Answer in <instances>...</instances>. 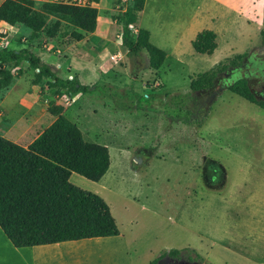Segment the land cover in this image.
<instances>
[{
    "label": "rangeland",
    "instance_id": "1",
    "mask_svg": "<svg viewBox=\"0 0 264 264\" xmlns=\"http://www.w3.org/2000/svg\"><path fill=\"white\" fill-rule=\"evenodd\" d=\"M34 1L36 7L45 1L89 2ZM238 4L259 14L261 1L255 7L248 0ZM131 5L132 0L97 5L99 28L92 37L97 55L90 63L98 68L86 80L78 77L88 90L59 97L50 80L36 82V70L24 65L21 76L0 91V136L29 144L54 121L49 112L54 103L85 141L109 151L110 167L99 182L75 173L69 182L106 202L119 236L70 242L42 255L38 264H149L164 252L186 248L197 263L264 264V110L226 89L245 78L264 100V50L233 52L224 42L226 37L243 45L238 33L253 28H231L230 15L209 0H147L133 27L148 30L168 53L156 73L147 67L144 51L129 59L119 42V17ZM209 15L219 16L214 27L221 35L211 58L196 55L181 37L193 21L206 26ZM70 30L64 25L51 39L0 22V47L26 49L49 63L53 51L76 43ZM104 33L108 40L99 43ZM251 39L261 44L259 34ZM241 54L248 57L231 80L225 72L212 91L190 93L192 78ZM57 73L62 79L73 76L67 67ZM176 96L183 102L175 103Z\"/></svg>",
    "mask_w": 264,
    "mask_h": 264
},
{
    "label": "trees",
    "instance_id": "2",
    "mask_svg": "<svg viewBox=\"0 0 264 264\" xmlns=\"http://www.w3.org/2000/svg\"><path fill=\"white\" fill-rule=\"evenodd\" d=\"M100 1L90 0L86 4L45 1L36 7L34 0H3L0 22L20 25L33 36L43 33L51 39L66 25L71 28L69 38L79 42L96 31L98 9L95 5ZM145 2L132 0V5L120 15V39L127 58L132 59L144 51L147 67L156 71L162 66L166 53L151 44L149 31L133 27ZM215 39L212 31L203 30L191 45L196 53L211 55L217 47ZM260 42L264 50V29L260 32ZM247 57V54L235 55L196 75L190 80V93L212 91L220 75L231 68H241ZM24 65L36 70V82L50 80L59 97L88 90L76 77H58L52 64L26 49L0 47V91L21 76ZM226 89L264 109V100L255 97L247 79L234 80ZM176 100L183 102L181 96L175 97V103ZM62 111V107L50 104L49 112L55 117L54 121L27 147L0 136V229L15 248L119 235L106 202L69 182L72 173L99 182L110 167L108 148L85 141L77 125L61 115ZM188 117L186 111L185 118ZM190 252L193 250L188 248L171 249L149 264H156L166 255L175 261L196 262ZM196 257L198 260L199 256Z\"/></svg>",
    "mask_w": 264,
    "mask_h": 264
},
{
    "label": "crops",
    "instance_id": "3",
    "mask_svg": "<svg viewBox=\"0 0 264 264\" xmlns=\"http://www.w3.org/2000/svg\"><path fill=\"white\" fill-rule=\"evenodd\" d=\"M209 1H211L213 4H215L217 6L221 5V7H223L226 11L225 15L226 16L230 15L228 18H229V20H231V23L229 24V26L231 28L233 26L234 27L244 26L246 28H253L252 33H250V34L247 32L246 33L241 32L240 34L238 33V35L241 37V39L244 40V41H239V43L246 41L245 44H243V45L237 44L238 41L237 42H231L229 39H227L225 37L224 42H225V44L229 45L230 51L234 52V51H238V50H244V52H246L249 49L250 50L252 49V51H258L260 49L263 50L261 44L254 46L252 44L251 38L255 34L260 35L261 30L264 29V0H248L249 4L252 3L253 7H255V5L258 4L259 1H261V5L259 7V14L254 13V12L251 13V12L245 11L243 9L242 5L240 6V4H238L242 0H209ZM79 4H81V3H79ZM146 4H147V0L145 2L144 8L146 7ZM97 5H95V6L98 9ZM142 12L143 11H141L140 14H142ZM139 18H140V16H139ZM139 18H138V22H139ZM207 19L209 20V22L206 24V26H202V27L198 26L196 21H193L192 23H190L188 25V27H186L184 29L183 33L181 34V37L183 38L182 39L183 41L191 44V42L195 39L196 35L199 32H201L203 30L212 31L216 36L215 41L217 44V47L214 50V52L211 55H207V54L196 53L193 50L196 55H201V56L203 55V56H206L208 58H211L212 55L216 52V50L219 49V44H220L219 43V36H221V35H219V32L216 31L214 26H215L216 22H220V19H219V16H215V15H209V17ZM98 28H99V22L97 23L96 31L92 34H87L82 41L76 42L75 44H71L70 47H67V46L60 47L57 50L53 51V62H49V63L54 66V69L56 71L57 76H58V73H57L58 70L61 71L65 67H67L69 69V73H68L69 76L73 75V76H71L72 78L76 77L78 79V77H79L80 79H83V80L88 79V75H92L90 73L97 71L98 66H96L93 63L91 64L90 60H91V58H93L97 55V53H96L97 49H96V47L94 48V42H92V37H94L96 35V33L98 32ZM103 35H104V36H102L103 40L98 41L99 43H103L104 41L108 40L107 33L106 34L104 33ZM118 38H119V42H121L120 36H118ZM149 40H150L151 44H153L154 46L159 48V46L155 45L152 42L151 34H150ZM235 46H237V47H235ZM238 47H240V48H238ZM161 50H162V48H161ZM163 51H164V49H163ZM168 59H169V55H168V53H166V57H165V60L162 64V66L158 70H156V71L153 70V71H155L156 73H159L160 69L166 65V62ZM251 59H253V58L249 57V60H251ZM90 77H92V76H90ZM251 104H253V103H251ZM262 110H264V109H262ZM16 144H18V143H16ZM29 144H27L25 146H23V145H21V146L27 147ZM18 145H20V144H18ZM114 237H116V236H114ZM106 238H112V237H106ZM93 239H104V238H93ZM87 240H91V239H87ZM80 241L82 242L85 240H79V242ZM70 242H78V241H70ZM70 242H61V243H55V244H51V245H40V246H33V247H26V248H15L10 243V241L7 239V237L3 234L2 230L0 229V264H38V263H40V259H41L42 255L50 253L54 248L62 250V249H64V247L66 245H69ZM75 244H77V243H75ZM224 248L226 250L227 249L230 250L231 246H224ZM231 250H233V249H231Z\"/></svg>",
    "mask_w": 264,
    "mask_h": 264
},
{
    "label": "water",
    "instance_id": "4",
    "mask_svg": "<svg viewBox=\"0 0 264 264\" xmlns=\"http://www.w3.org/2000/svg\"><path fill=\"white\" fill-rule=\"evenodd\" d=\"M252 92V90H251ZM156 264H171V259L169 258V256H163L161 259L158 260V262ZM174 264H202V263H197V262H186L183 260H179L174 262Z\"/></svg>",
    "mask_w": 264,
    "mask_h": 264
},
{
    "label": "flooded vegetation",
    "instance_id": "5",
    "mask_svg": "<svg viewBox=\"0 0 264 264\" xmlns=\"http://www.w3.org/2000/svg\"><path fill=\"white\" fill-rule=\"evenodd\" d=\"M251 61V60H249ZM251 63V62H250ZM239 68H231L229 69L228 71L230 72V74L228 75V80H231L235 74H236V71L238 70ZM225 76V75H224ZM171 259V258H170ZM174 262H176L175 260L171 259V264H174Z\"/></svg>",
    "mask_w": 264,
    "mask_h": 264
}]
</instances>
